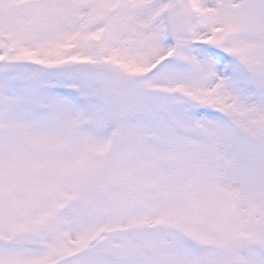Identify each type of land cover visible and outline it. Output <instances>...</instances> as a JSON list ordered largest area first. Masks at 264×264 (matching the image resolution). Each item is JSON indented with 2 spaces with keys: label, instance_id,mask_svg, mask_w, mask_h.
Instances as JSON below:
<instances>
[{
  "label": "snow or ice",
  "instance_id": "snow-or-ice-1",
  "mask_svg": "<svg viewBox=\"0 0 264 264\" xmlns=\"http://www.w3.org/2000/svg\"><path fill=\"white\" fill-rule=\"evenodd\" d=\"M0 264H264V0H0Z\"/></svg>",
  "mask_w": 264,
  "mask_h": 264
}]
</instances>
